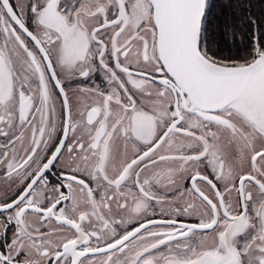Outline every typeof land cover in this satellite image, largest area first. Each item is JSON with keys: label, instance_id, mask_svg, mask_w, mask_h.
I'll return each mask as SVG.
<instances>
[{"label": "snow or ice", "instance_id": "1", "mask_svg": "<svg viewBox=\"0 0 264 264\" xmlns=\"http://www.w3.org/2000/svg\"><path fill=\"white\" fill-rule=\"evenodd\" d=\"M0 264H264V0H0Z\"/></svg>", "mask_w": 264, "mask_h": 264}]
</instances>
